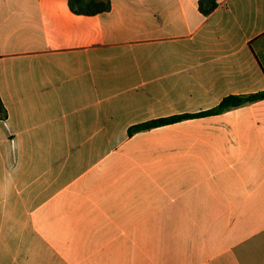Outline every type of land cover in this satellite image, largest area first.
<instances>
[{"label":"crops","instance_id":"obj_1","mask_svg":"<svg viewBox=\"0 0 264 264\" xmlns=\"http://www.w3.org/2000/svg\"><path fill=\"white\" fill-rule=\"evenodd\" d=\"M0 0V264H264V0Z\"/></svg>","mask_w":264,"mask_h":264},{"label":"trees","instance_id":"obj_2","mask_svg":"<svg viewBox=\"0 0 264 264\" xmlns=\"http://www.w3.org/2000/svg\"><path fill=\"white\" fill-rule=\"evenodd\" d=\"M69 9L75 14L93 15L109 10L110 0H67ZM217 0H198V9L203 15H208L217 7ZM264 99V90L250 93L247 95H228L225 96L217 106L207 111L198 113H186L179 115H172L168 117L153 119L144 123L132 126L129 133L136 131L172 123L175 121L198 117L208 114H216L223 112L229 108L236 107L248 102ZM5 114L3 106L0 103V115L3 117Z\"/></svg>","mask_w":264,"mask_h":264}]
</instances>
